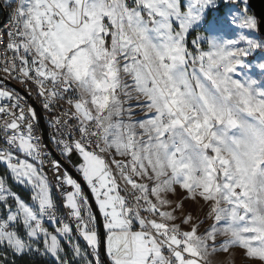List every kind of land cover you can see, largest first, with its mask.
I'll return each mask as SVG.
<instances>
[{
    "label": "snow or ice",
    "instance_id": "6c2138e0",
    "mask_svg": "<svg viewBox=\"0 0 264 264\" xmlns=\"http://www.w3.org/2000/svg\"><path fill=\"white\" fill-rule=\"evenodd\" d=\"M3 4L0 264H264V61L260 80L240 71L264 38L248 0ZM6 80L35 97L96 211Z\"/></svg>",
    "mask_w": 264,
    "mask_h": 264
},
{
    "label": "built area",
    "instance_id": "2783aa9c",
    "mask_svg": "<svg viewBox=\"0 0 264 264\" xmlns=\"http://www.w3.org/2000/svg\"><path fill=\"white\" fill-rule=\"evenodd\" d=\"M3 8H4L3 0H0V9H3ZM7 23H8V18H7L6 12L0 11V27H3ZM11 84H14V85L18 86L21 90H23L26 93V96L24 94H22L21 92H19L18 90H16L14 87H12ZM4 85H5V87H7L9 89H13L16 92L20 93L22 96H24L27 99V101H28L29 104H32L31 101H34L35 102L36 106L39 108V110L41 112L42 120L44 122L45 130H46V136H44V134L42 132V129H41V126H40V123L38 121V132L41 135L42 143L46 146L47 150L52 153V156L54 158H56L57 160H59L58 157H57V153L55 151H53V146H52V144L49 141V131H50V129H49V126H48L47 117L45 116L44 112L40 108V105L36 101L35 97H29V96H27L26 89L23 88L19 83H17L14 80H6V81H4ZM25 158H27V157H25ZM27 159H30V158H27ZM45 171L46 172L48 171L47 166H45ZM48 175H49V179L50 180H53V177H52L51 172H48ZM67 190H71V188L70 187H67ZM52 193H53V196L55 197V199L57 201V204L60 205V212L62 214H64L66 221L69 222L70 223V226L72 227L73 234H75V221L71 220L67 216L68 210L65 209V208H63V206H62V196H61V193L56 190L54 184H53V188H52ZM45 226L48 227L50 231H53L54 230V227H53V225L50 222H47L46 221L45 222ZM77 238H79V237H77ZM32 257H37V256H32Z\"/></svg>",
    "mask_w": 264,
    "mask_h": 264
},
{
    "label": "rangeland",
    "instance_id": "374dc122",
    "mask_svg": "<svg viewBox=\"0 0 264 264\" xmlns=\"http://www.w3.org/2000/svg\"><path fill=\"white\" fill-rule=\"evenodd\" d=\"M218 3H220L221 5H223V0H218ZM221 11H225V9H223V7H222L221 8ZM248 11H249L250 14H253V12H252L251 8L249 7V5H248ZM213 18H214V12L209 11L208 12V15H207V17L205 19V24H207ZM197 31L200 32V33H202V34H205V35L208 34V33H205L204 32V28L203 27H201L200 29H197ZM195 34L196 33L193 32V35L188 37L189 41H191V39L194 38ZM249 34L252 35L254 38H257V39L264 38V35H261L259 33V31H250ZM228 38H233V35H229ZM189 47H191V44H189ZM205 47H206V45H205ZM261 61H264V50H259V49L258 50H255L252 53V55L250 57H248L247 60H246V62H248L249 64H251L252 67L249 68V69H246V70L245 69H241L240 71L241 72L246 71L249 75L253 76V78H256V79L260 80L261 79V73H260L259 69H257L255 67V65L257 63L261 62ZM261 85L264 86V80H261ZM7 182H8V184L10 185V187L13 190H14V187H12L13 184L16 185V186H20L23 189V191L25 192L26 195L23 196V195L19 194L18 192L17 193L19 195H21V197L24 198L26 201H29V197H30V188L29 187H26V186H22V185L17 184L16 182H14L11 179L10 175H9V177L7 179ZM60 239L62 240L61 241L62 244H64L63 238H60ZM77 239H80V238H77ZM41 246H42V242H41ZM64 246H65V248H67V245L66 244H64ZM81 246L84 247V248H87V247H85L82 244H81ZM235 264H240V257L235 261Z\"/></svg>",
    "mask_w": 264,
    "mask_h": 264
},
{
    "label": "water",
    "instance_id": "95a60500",
    "mask_svg": "<svg viewBox=\"0 0 264 264\" xmlns=\"http://www.w3.org/2000/svg\"><path fill=\"white\" fill-rule=\"evenodd\" d=\"M248 5H249V7L251 8L253 14L256 15L257 18H258V20L260 21L259 29H258L259 33H260L261 35H264V0H248ZM11 85H12V87H14L16 90H18L19 92H21L22 94H24V95L26 96V93H25L23 90H21L18 86L14 85V84H11ZM31 102H32V104L35 106V108H36L38 114L40 115L39 123H40V126H41V129H42V132H43L44 136H46L45 125H44V122H43V120H42L41 112H40L39 108L36 106L35 102H34V101H31ZM57 157H58V159L60 160V162L64 165V167L67 169V171H68V172H69V173H70V174H71V175H72V176H73L78 182H80V183L82 184V187H84V191H85L86 193H88V189H87V187L83 184L82 178L77 174V172L75 171V169H74L72 166H70V165L64 163V161L61 160V158L59 157L58 154H57ZM73 159L76 160L75 157H73ZM88 194H89V197H90V202H91L92 207H93V211H96L94 200L91 199V195H90V193H88ZM100 219H102V218H100ZM98 227H100V230H101V232H102V226L98 225ZM101 257L104 258V252H103L102 249H101Z\"/></svg>",
    "mask_w": 264,
    "mask_h": 264
},
{
    "label": "trees",
    "instance_id": "16d2710c",
    "mask_svg": "<svg viewBox=\"0 0 264 264\" xmlns=\"http://www.w3.org/2000/svg\"><path fill=\"white\" fill-rule=\"evenodd\" d=\"M192 35H193V33H192ZM75 159H78V158L75 157ZM4 167H5L4 165L0 164V171H2L4 169ZM12 187H14V190L16 192H18L19 194H21L23 196L26 195L20 186H16L13 184ZM78 242L80 244L84 245L85 247H87L86 244L81 239H78ZM10 264H11V261H10ZM16 264H54V261L50 257L41 258V257L37 256V257H30V258H24V259L17 258ZM75 264H79V262L76 261Z\"/></svg>",
    "mask_w": 264,
    "mask_h": 264
},
{
    "label": "crops",
    "instance_id": "0c3cea01",
    "mask_svg": "<svg viewBox=\"0 0 264 264\" xmlns=\"http://www.w3.org/2000/svg\"><path fill=\"white\" fill-rule=\"evenodd\" d=\"M80 238V237H79ZM85 244H86V242L82 239V238H80ZM87 246V245H86Z\"/></svg>",
    "mask_w": 264,
    "mask_h": 264
},
{
    "label": "bare ground",
    "instance_id": "6f19581e",
    "mask_svg": "<svg viewBox=\"0 0 264 264\" xmlns=\"http://www.w3.org/2000/svg\"><path fill=\"white\" fill-rule=\"evenodd\" d=\"M239 258V256L236 257V260Z\"/></svg>",
    "mask_w": 264,
    "mask_h": 264
}]
</instances>
